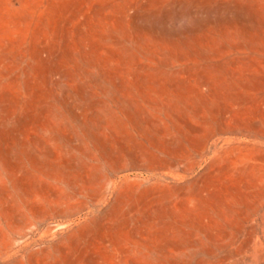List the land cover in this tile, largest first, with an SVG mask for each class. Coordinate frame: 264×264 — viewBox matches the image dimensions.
<instances>
[{
  "label": "rangeland",
  "instance_id": "374dc122",
  "mask_svg": "<svg viewBox=\"0 0 264 264\" xmlns=\"http://www.w3.org/2000/svg\"><path fill=\"white\" fill-rule=\"evenodd\" d=\"M241 262L264 264V0H0V264Z\"/></svg>",
  "mask_w": 264,
  "mask_h": 264
},
{
  "label": "bare ground",
  "instance_id": "6f19581e",
  "mask_svg": "<svg viewBox=\"0 0 264 264\" xmlns=\"http://www.w3.org/2000/svg\"><path fill=\"white\" fill-rule=\"evenodd\" d=\"M144 3H145V2H144ZM175 3L177 4V2H175ZM172 4H173V3H172ZM143 6H144V4H143ZM143 6H140V7H139V10H140L141 7H143ZM170 6L172 7V5H170ZM175 6H176V5H175ZM178 6H179V5H178ZM176 7H177V6H176ZM175 9H177V8H175ZM171 10H172V8H171ZM135 11H136V10H135ZM176 11H177V10H176ZM132 13H133V11H132ZM218 15H219V14H217V16H218ZM135 17H136V16H135ZM218 17H219V16H218ZM136 18H137V17H136ZM240 18H241V17H240ZM166 19H167V18H166ZM138 22H139V21H138ZM139 23H140V22H139ZM139 23H138V24H139ZM146 24H147V23H146ZM151 24H152V23H151ZM157 26H158V25H157ZM174 26H175V25H174ZM152 27H153V26H152ZM155 27H156V26H155ZM161 27H162V26H161ZM165 27H166V26H165ZM167 27H168V26H167ZM59 28H61V27H59ZM158 28H159V26H158ZM173 30H174V29H173ZM96 31H97V30H96ZM165 32H166V31H165ZM118 33H119V32H118ZM86 34H87V33H86ZM83 35H85V34H83ZM190 38H191V37H190ZM127 39H128V38H127ZM131 41L133 42V40H131ZM133 44H134V43H133ZM140 49H141V48H140ZM135 51H136V50H135ZM41 55H42V54H41ZM62 56H64V55H62ZM52 57H53V56H52ZM52 57H51V58H52ZM44 58H45V57H44ZM54 62H56V61L54 60ZM51 63H52V62H51ZM47 64H48V63H47ZM53 64H54V63H53ZM52 67H53V66H52ZM159 67H160V66H159ZM53 70H54V69H53ZM54 71H55V70H54ZM54 71H53V72H54ZM50 73H51V72H50ZM50 73H49V74H50ZM57 73L59 74V72H57ZM192 73H194V72H191V74H192ZM51 74H52V73H51ZM55 74H56V73H55ZM200 74H201V73H200ZM202 74H203V73H202ZM52 75H54V74H52ZM50 76H51V75H50ZM54 77H55V76H54ZM61 77H62V76H61ZM180 77H181V76H180ZM196 78H197V77H196ZM61 79H62V78H61ZM194 79H195V78H194ZM194 79H193V80H194ZM201 79H202V78H201ZM196 80H197V79H196ZM190 81H191V80H190ZM203 81H204V80H203ZM57 82H58V81H57ZM171 82H172V81H171ZM185 82H187V81H185ZM188 82H189V81H188ZM194 82H195V81H194ZM194 82H193V84H194ZM204 83H205V82H204ZM188 84H190V83H188ZM188 84H187V85H188ZM195 84H196V83H195ZM195 84H194V85H195ZM173 87H174V86H173ZM173 87H171V88H173ZM192 87H194V86H192ZM204 87H205V86H204ZM192 89H193V88H192ZM168 90H169V89H168ZM190 90H191V89H190ZM180 93H181V92H180ZM184 95H185V94H184ZM189 95H190V94H189ZM195 98H196V97H195ZM184 101H185V100H184ZM198 101H199V100H198ZM134 104H135V103H134ZM191 106H192V105H191ZM201 106H202V105H201ZM73 109H74V108H73ZM168 122H169V121H168ZM155 127H156V126H155ZM200 131H201V130H200ZM14 133H15V132H14ZM167 134H169V133H167ZM16 135H17V134H16ZM99 136H100V135H99ZM8 138H9V137H8ZM169 138H170V137H169ZM103 140H104V139H103ZM131 144H132V143H131ZM107 145H108V144H107ZM177 146H178V145H177ZM178 147H179V146H178ZM171 149H172V148H171ZM172 150H173V149H172ZM110 153H111V152H110ZM197 155H198V154H197ZM123 159H124V158H123ZM119 162H120V161H119ZM139 165H140V164H139ZM173 166H174V165H173ZM173 166H172V167H173ZM197 167H198V166H197ZM129 171H130V170H129ZM221 173H222V172H221ZM229 174H230V173H229ZM156 175H157V174H156ZM229 176H230V175H229ZM159 177H160V176H159ZM120 178H121V177H120ZM157 179H158V178H157ZM118 180H119V179H118ZM162 180H163V179H162ZM117 182H118V181H117ZM112 186H113V185H112ZM212 187H213V186H212ZM111 189H113V187H112ZM174 189H176V188H174ZM213 189H214V188H213ZM215 189H216V188H215ZM182 190H183V189H182ZM192 190H193V189H192ZM199 190H201V189H199ZM211 190H212V189H211ZM201 191H202V190H201ZM217 191H218V190H217ZM204 192H205V191H204ZM111 193H112V192H111ZM198 194H199V193H198ZM207 194H208V192H207ZM110 196H111V195H110ZM207 196H208V195H207ZM207 196H206V197H207ZM215 196H219V195H215ZM192 198H193V197H192ZM192 198H191V199H192ZM200 199H201V198H200ZM188 200H189V199H188ZM182 202H183V201H182ZM150 211H151V210H150ZM99 241H100V239H99ZM101 241H102V240H101ZM107 247H108V245H107ZM108 250H109V249H108ZM228 260H229V259H228ZM241 263H242V262H241ZM242 264H244V263H242Z\"/></svg>",
  "mask_w": 264,
  "mask_h": 264
}]
</instances>
